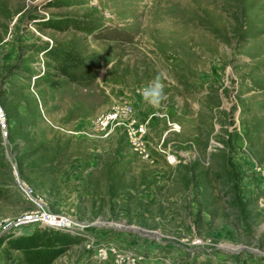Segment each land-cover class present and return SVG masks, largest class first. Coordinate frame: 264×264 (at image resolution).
Returning <instances> with one entry per match:
<instances>
[{
    "label": "rangeland",
    "instance_id": "374dc122",
    "mask_svg": "<svg viewBox=\"0 0 264 264\" xmlns=\"http://www.w3.org/2000/svg\"><path fill=\"white\" fill-rule=\"evenodd\" d=\"M49 229L52 264H264V0H0V264Z\"/></svg>",
    "mask_w": 264,
    "mask_h": 264
},
{
    "label": "trees",
    "instance_id": "16d2710c",
    "mask_svg": "<svg viewBox=\"0 0 264 264\" xmlns=\"http://www.w3.org/2000/svg\"><path fill=\"white\" fill-rule=\"evenodd\" d=\"M44 50V53H47L54 61L61 59V62L55 66L57 74L78 84L87 83L92 78V72L84 70L75 72L83 64L82 60L75 54L66 51L60 54L52 47H45ZM48 85L57 87L59 82L50 79ZM73 242V235L61 234L56 230L49 229L26 237L9 239L8 243L11 245V249H16L23 255L17 264H52V261L65 252Z\"/></svg>",
    "mask_w": 264,
    "mask_h": 264
},
{
    "label": "built area",
    "instance_id": "2783aa9c",
    "mask_svg": "<svg viewBox=\"0 0 264 264\" xmlns=\"http://www.w3.org/2000/svg\"><path fill=\"white\" fill-rule=\"evenodd\" d=\"M109 118H110V117H108V118H106V119H104V120H107L106 122H108V121H109ZM45 218H46V220H45V224H48V225H50V226L55 225V224H56V221L59 219L57 216L52 215V214H45ZM31 220H35V218H33V217H29L28 220H25V219H24V220H22V224H25V223L31 222ZM63 225H65V224H63ZM65 227H68V226L65 225ZM104 255H106V254H104ZM106 256H107V255H106Z\"/></svg>",
    "mask_w": 264,
    "mask_h": 264
},
{
    "label": "clouds",
    "instance_id": "9594fccd",
    "mask_svg": "<svg viewBox=\"0 0 264 264\" xmlns=\"http://www.w3.org/2000/svg\"><path fill=\"white\" fill-rule=\"evenodd\" d=\"M153 96L157 102L162 98V88H153L151 89Z\"/></svg>",
    "mask_w": 264,
    "mask_h": 264
},
{
    "label": "bare ground",
    "instance_id": "6f19581e",
    "mask_svg": "<svg viewBox=\"0 0 264 264\" xmlns=\"http://www.w3.org/2000/svg\"><path fill=\"white\" fill-rule=\"evenodd\" d=\"M61 219V218H60ZM63 219V218H62ZM64 220V219H63ZM64 222V221H63ZM65 223H67V226H71L72 224H71V222H70V220H67ZM73 224H74V222H72ZM121 226H122V224H121ZM227 248H229V249H232V250H234L235 248L234 247H231V246H228Z\"/></svg>",
    "mask_w": 264,
    "mask_h": 264
}]
</instances>
